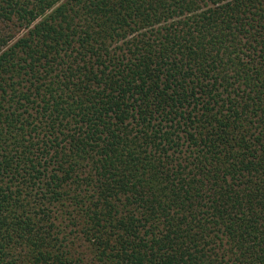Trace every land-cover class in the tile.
Listing matches in <instances>:
<instances>
[{"label":"trees","instance_id":"obj_1","mask_svg":"<svg viewBox=\"0 0 264 264\" xmlns=\"http://www.w3.org/2000/svg\"><path fill=\"white\" fill-rule=\"evenodd\" d=\"M0 264H264V0H0Z\"/></svg>","mask_w":264,"mask_h":264}]
</instances>
